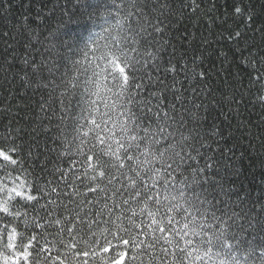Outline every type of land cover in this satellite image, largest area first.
I'll use <instances>...</instances> for the list:
<instances>
[{"label":"trees","instance_id":"obj_1","mask_svg":"<svg viewBox=\"0 0 264 264\" xmlns=\"http://www.w3.org/2000/svg\"><path fill=\"white\" fill-rule=\"evenodd\" d=\"M0 264H264V0H0Z\"/></svg>","mask_w":264,"mask_h":264}]
</instances>
